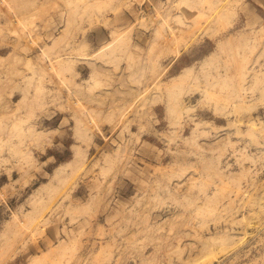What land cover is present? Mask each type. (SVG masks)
<instances>
[{"label": "rangeland", "instance_id": "1", "mask_svg": "<svg viewBox=\"0 0 264 264\" xmlns=\"http://www.w3.org/2000/svg\"><path fill=\"white\" fill-rule=\"evenodd\" d=\"M35 262L264 264V0H0V264Z\"/></svg>", "mask_w": 264, "mask_h": 264}, {"label": "bare ground", "instance_id": "2", "mask_svg": "<svg viewBox=\"0 0 264 264\" xmlns=\"http://www.w3.org/2000/svg\"><path fill=\"white\" fill-rule=\"evenodd\" d=\"M45 55H46V54H45ZM46 56H47V55H46ZM186 71H187V70H186ZM188 71H189V70H188ZM179 77H181V76H179ZM182 78H183V77H182ZM182 78H181L180 80H182ZM175 81H176V80H175ZM175 81H174V82H175ZM174 82H173V84H175ZM176 85H179V84H176ZM174 86H175V85H174ZM174 86H173V88H174ZM173 88H172V89H173ZM169 89H171V88H169ZM171 91H172V90H171ZM39 260H41V259H39ZM35 261L37 262L38 259L35 260ZM33 262H34V260L32 261V263H33ZM36 262H35V263H36ZM35 263H34V264H35ZM36 264H37V263H36Z\"/></svg>", "mask_w": 264, "mask_h": 264}]
</instances>
